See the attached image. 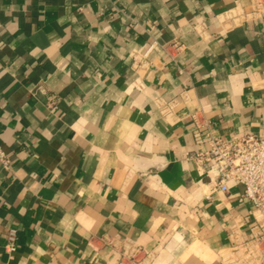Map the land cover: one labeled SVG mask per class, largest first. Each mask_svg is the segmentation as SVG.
<instances>
[{
  "label": "crops",
  "instance_id": "obj_1",
  "mask_svg": "<svg viewBox=\"0 0 264 264\" xmlns=\"http://www.w3.org/2000/svg\"><path fill=\"white\" fill-rule=\"evenodd\" d=\"M263 132L264 0H0V264H222L252 205L186 155Z\"/></svg>",
  "mask_w": 264,
  "mask_h": 264
},
{
  "label": "built area",
  "instance_id": "obj_2",
  "mask_svg": "<svg viewBox=\"0 0 264 264\" xmlns=\"http://www.w3.org/2000/svg\"><path fill=\"white\" fill-rule=\"evenodd\" d=\"M235 23L238 17L228 12ZM146 55V54H145ZM144 55V56H145ZM209 147L187 153L186 160L201 173L208 175L214 190L227 192L229 182L242 186L243 196L252 205L253 221L245 236L233 227L228 252L221 258L222 264H264V132L261 135L245 133L223 139L209 135ZM0 158L8 167L10 161L0 151ZM18 231L11 228L7 238V250L17 247ZM119 257L114 264H156L159 248H148L143 243L129 239L119 245L108 239Z\"/></svg>",
  "mask_w": 264,
  "mask_h": 264
}]
</instances>
